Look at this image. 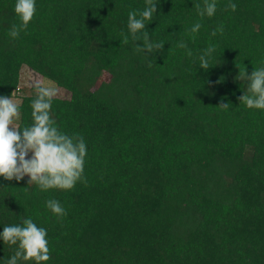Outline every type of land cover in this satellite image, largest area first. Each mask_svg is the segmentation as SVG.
<instances>
[{"label":"trees","instance_id":"16d2710c","mask_svg":"<svg viewBox=\"0 0 264 264\" xmlns=\"http://www.w3.org/2000/svg\"><path fill=\"white\" fill-rule=\"evenodd\" d=\"M15 3L0 0V96H19L24 66L68 90L51 116L83 136L87 183L43 191L27 176L0 177V233L27 218L45 228L41 264H264V109L240 104L248 82L237 79L264 67V0H216L212 17L195 8L204 0H156L146 30L165 44L151 54L127 27L146 0H36L12 38ZM36 98L35 88L21 97V129ZM16 248L0 238V264Z\"/></svg>","mask_w":264,"mask_h":264},{"label":"clouds","instance_id":"9594fccd","mask_svg":"<svg viewBox=\"0 0 264 264\" xmlns=\"http://www.w3.org/2000/svg\"><path fill=\"white\" fill-rule=\"evenodd\" d=\"M156 0H146L144 10H134L128 14V30L132 41L137 43V51L149 54L161 52L164 42L154 43L150 40L146 30L145 21H150L153 14L157 13ZM201 17H212L217 11L216 0H204L203 8L195 4ZM228 8L236 11L237 5L229 3ZM14 11L20 18L19 25L13 24L9 35L17 38L21 31L27 29L36 14V0H16ZM202 25L197 22L191 33H197ZM223 33L221 25L216 32ZM123 35L122 43H128L129 36ZM194 38V37H193ZM180 48H187L184 42L178 44ZM215 51L214 45H209L199 57L200 68H210L209 57ZM187 54L192 55L191 50ZM149 63V67H151ZM238 66V65H237ZM239 67V66H238ZM240 69V68H239ZM239 80H246L247 89L238 99L248 108L264 109V67L254 70L249 75L247 70L239 71ZM37 98L32 101L33 123L22 129L15 123L20 118L19 104L11 97L0 96V177L5 180L22 181L30 177L28 186L35 182L38 187L47 191L49 189H72L77 181L87 183L84 177V165L87 155V146L83 136L79 134L68 135L59 129L56 121L51 116L53 98L57 89L49 84L37 83L35 86ZM230 103L221 100L218 107L227 109ZM31 154V155H30ZM58 217L65 216L66 210L55 199H49L46 204ZM4 244L17 246L15 253L6 261V264H20L21 261H34L41 264L50 259L49 241L47 230L38 227L31 218L22 219L21 224L5 226L0 233Z\"/></svg>","mask_w":264,"mask_h":264},{"label":"rangeland","instance_id":"374dc122","mask_svg":"<svg viewBox=\"0 0 264 264\" xmlns=\"http://www.w3.org/2000/svg\"><path fill=\"white\" fill-rule=\"evenodd\" d=\"M37 83L49 84L51 86H54L57 89V95L55 96L57 98L70 99L71 97V93L68 90L57 86L53 81L46 79L41 75H38L29 67L24 66L21 70L20 80V89H22V92H20L18 97H14L13 99L19 104L21 102L22 96L33 94V88H35ZM17 121L18 120L15 121L16 125H18Z\"/></svg>","mask_w":264,"mask_h":264}]
</instances>
